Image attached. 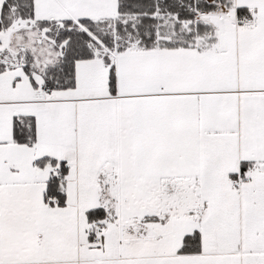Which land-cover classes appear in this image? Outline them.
<instances>
[{
  "label": "snow or ice",
  "instance_id": "1",
  "mask_svg": "<svg viewBox=\"0 0 264 264\" xmlns=\"http://www.w3.org/2000/svg\"><path fill=\"white\" fill-rule=\"evenodd\" d=\"M0 264H264V0H0Z\"/></svg>",
  "mask_w": 264,
  "mask_h": 264
}]
</instances>
